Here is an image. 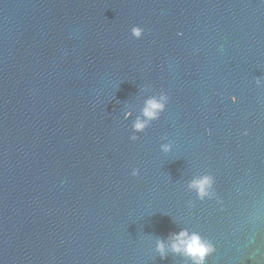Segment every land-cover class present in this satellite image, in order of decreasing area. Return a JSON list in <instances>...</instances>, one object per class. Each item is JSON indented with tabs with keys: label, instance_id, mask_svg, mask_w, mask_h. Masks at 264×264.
<instances>
[{
	"label": "water",
	"instance_id": "water-1",
	"mask_svg": "<svg viewBox=\"0 0 264 264\" xmlns=\"http://www.w3.org/2000/svg\"><path fill=\"white\" fill-rule=\"evenodd\" d=\"M181 229L264 264V0H0V264H192Z\"/></svg>",
	"mask_w": 264,
	"mask_h": 264
},
{
	"label": "clouds",
	"instance_id": "clouds-1",
	"mask_svg": "<svg viewBox=\"0 0 264 264\" xmlns=\"http://www.w3.org/2000/svg\"><path fill=\"white\" fill-rule=\"evenodd\" d=\"M142 29L139 27H134L132 29V34L139 37L141 35ZM166 99L164 95H161L159 98L150 97L145 101V106L142 109L143 116L145 120H141L139 117L133 123V128L136 131H141L146 125L147 120L155 119L160 111L164 108L163 101ZM232 100H235V97H231ZM130 113H125V116ZM135 139V137H133ZM212 178L210 176H201L200 178L193 179L189 183V187L196 190L197 195L200 198H203L205 195H208V189L211 187ZM170 237L171 250L173 252L182 253L184 256H187L192 264H204L205 257L212 252L213 245L200 237L198 233H188L186 229H181L177 233H171ZM157 251L160 253L161 258L165 256V244L162 240L157 241L156 245Z\"/></svg>",
	"mask_w": 264,
	"mask_h": 264
}]
</instances>
